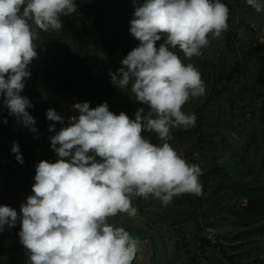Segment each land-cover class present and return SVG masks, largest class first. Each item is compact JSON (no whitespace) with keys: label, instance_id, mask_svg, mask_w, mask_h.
Instances as JSON below:
<instances>
[{"label":"clouds","instance_id":"obj_1","mask_svg":"<svg viewBox=\"0 0 264 264\" xmlns=\"http://www.w3.org/2000/svg\"><path fill=\"white\" fill-rule=\"evenodd\" d=\"M264 12V0H246ZM77 11L74 0H0V103L22 127L37 131L33 107L22 95L29 65L37 57L39 32L59 31L61 16ZM229 9L221 0H143L129 21V33L138 41L120 61L111 82L121 90L131 86L135 100L147 106L135 118L111 112L106 103L95 108L75 103L78 116L50 137L55 162L35 165L33 195L19 213L0 205V232L20 224V243L28 264H132L139 241L109 217L137 215L135 197L152 196L167 206L174 196L202 195L197 164L187 162L168 143L171 129L190 127L195 114L182 111L193 98L206 94L201 73L184 63L173 50L190 60L201 55L209 34L219 37L228 30ZM163 39L157 47V42ZM46 118L64 124L54 109ZM0 123L7 124L6 117ZM55 131V124L49 125ZM155 133L152 143L143 133ZM11 152L23 163L19 146Z\"/></svg>","mask_w":264,"mask_h":264},{"label":"trees","instance_id":"obj_2","mask_svg":"<svg viewBox=\"0 0 264 264\" xmlns=\"http://www.w3.org/2000/svg\"><path fill=\"white\" fill-rule=\"evenodd\" d=\"M74 2L77 5V11L68 16H61L62 28L59 31L39 32V39L35 41L37 43V57L29 65L31 76L26 79L25 88L21 93L28 97L33 105L27 111L35 118V127H42L41 129H43L40 137L44 144L36 143L35 147L38 146V148H51L50 137L47 135L49 132L48 128L51 124H55V128L57 127L56 122L48 120L39 110L41 94L51 92V83L48 82V79H52L55 86L69 98L74 96L81 103L89 102L92 108L97 107L101 103L108 105V99H112L117 95L118 87L111 82V77L106 72V69L116 72L121 67L119 66L120 61L130 51L128 46H124L120 40L121 35L124 34L127 37L129 44L133 48L138 45V41L130 35L128 31L130 25L126 24L121 11L118 10L123 18L114 23L112 30L108 32L107 26L112 23V20H107L106 13L99 8L96 0H74ZM120 2L124 3V0H120ZM222 3L227 5L230 18L232 9L229 1L223 0ZM235 42L236 33L227 32L222 41L223 47L215 48L216 51L206 54L210 56V60H202L198 56H193L190 59L192 63H196L200 67H206L207 62L210 66L207 71V78L203 80L207 88L206 95L195 98L196 106L193 103L190 105V112L197 115L194 126L180 131L175 127L172 128L173 139L168 141V143H171L196 137V141L191 146V151L185 156V160L194 164H197L198 161L208 164L207 168L204 166L200 167L202 175L199 180H204L202 195L207 191L209 196L207 194L197 196L188 193L179 200L181 201L179 204H184L186 201L191 205V208H195L196 212H191L189 218L194 217L195 213L197 214V210H205V214L197 218H207L208 214L214 211V221L218 224L229 222L228 215L232 214L236 216V225L241 224L246 228L249 227L246 231L245 228H240L236 234L225 239L230 242L241 240L240 244L236 246L226 247L228 252L222 244L210 242L205 237H195L196 240H199V247H206V249L212 251L217 250L228 264H237V261L234 262L233 260L235 257L234 250H239V248L248 249L249 251L247 252L237 254V258H242L245 253L248 254L251 250H254L253 246H258V243L254 241L243 239L241 237L242 234L249 237L250 234L255 236V234L259 232L261 234L264 231V210H261L262 206L251 205V207H246L240 202L239 208L235 209V206L229 205V198L226 199L223 196L221 200L219 197L222 194L221 191L224 192L226 190L230 191L227 192L229 195L235 196V198L238 197L234 194H239L238 186H241L245 178L260 176V173L264 172V153L259 157L258 162L254 164L255 167L247 164L248 152H257L260 148L264 151V60L260 58V52L264 53V44L257 41L253 44V48L248 51L249 53L246 54L245 50L238 51L235 49ZM160 43V41L157 42V47ZM46 53H51L52 55L46 67H42L41 64L45 61L44 56ZM177 53L181 54L182 52L178 49ZM238 53H245L242 61L238 62L236 60L234 64L219 67L227 56L233 55L234 58H238ZM200 56H204V53H201ZM253 57H256V63L249 65ZM253 68L257 73L256 83L247 85L248 74ZM44 77L46 82L42 81ZM232 96L240 98L241 102L249 106L247 114L240 111L236 112L238 109L236 107H239V104H235ZM256 103H259V105ZM137 104V109L144 107L145 111H147V106L139 102ZM258 106L259 108H256ZM182 110L184 109L182 108ZM257 110L259 112L256 114ZM0 117H6L8 120L7 124L0 123V205L10 206L17 211L20 206L18 204L19 192L16 179L24 178V182L33 184L35 182V165H32L28 157L24 155H22L23 163H18L15 159V154L10 155L8 153L5 142L1 138L11 136L13 139L20 132L22 133L28 129L19 125L13 117L8 116L7 109L2 107V103H0ZM255 118L258 121L256 123L252 122ZM258 126H261V130H257ZM60 128L58 126L57 130ZM203 130H208V134L202 136L201 131ZM31 134L30 139H33L32 142L35 141L34 139H39V134L33 132ZM143 135L152 143H160L155 133L145 132ZM258 136L260 138L259 145H257ZM214 139L218 140L221 147L229 148L231 154L237 152V161L230 162L228 166H223L218 164L219 160L216 161V155L209 156V153L201 152L205 144H215ZM6 155L12 157L11 160L6 161ZM229 171H236V175L239 176L238 180L229 178ZM214 186H216L215 189ZM134 199L137 201L139 210L144 213L139 197ZM201 220L196 219L197 231ZM139 223H141L140 230L144 239L147 236V232L153 235L143 245V253L147 255V258L153 260L154 254L156 255V251L161 248L157 245V240L163 242L164 234H162L161 228L156 222L151 224L146 222ZM152 225H154V232L148 231L149 228H147ZM2 240L4 241V236H0V242ZM168 240V242L172 241L171 236L168 237ZM182 240L183 238L174 240V244L177 246L183 242ZM248 245L250 246L249 248H247ZM261 246L264 250V245ZM202 253L204 254V252ZM261 253L264 254V251H258L254 255L252 264H264L262 259L264 257L261 256ZM22 256L28 257V253L23 252L18 256H12L10 250H6L0 243V264L16 263L18 258L20 259Z\"/></svg>","mask_w":264,"mask_h":264},{"label":"rangeland","instance_id":"obj_3","mask_svg":"<svg viewBox=\"0 0 264 264\" xmlns=\"http://www.w3.org/2000/svg\"><path fill=\"white\" fill-rule=\"evenodd\" d=\"M96 1L97 4L99 5V8H101L104 11V13H106L107 20H112V23L107 26L108 32L112 30V25L114 23L118 22L120 18H123L119 14V11H121V13L124 15L126 24L129 25V21L133 18L135 7L140 6L143 3V0H124V3L120 2V0H96ZM227 1H229L232 9L228 21V25H229L228 30L223 32L217 38H213L212 35L209 34L208 37L210 41L209 44L201 49V53H204V56H200V55L198 56L201 57L202 60H210L209 59L210 56L206 54H208L209 52L213 53L214 51H216L215 48L223 47L222 41L227 32L236 33V42L234 45L235 49L238 51L245 50L246 54L249 53L248 51L253 48V44L256 43L257 41L261 44H264V12H259V13L256 12L255 9H253L251 6H249L246 3V0H227ZM221 2H223V0H221ZM120 40L123 42L124 46H128L129 50L133 49V46L129 44V40L124 34L121 35ZM160 42L163 43V39H161ZM173 50L177 53L178 48ZM244 54L238 53L237 56L238 58H234L233 55L227 56L226 59H223L222 65H219V67L227 66L228 64H234L236 60H238V62L242 61ZM51 55H52L51 53L45 54L44 56L45 61L42 62L41 64L42 67H46V64L49 61ZM178 55L184 61V63H192V61L186 59L182 53ZM260 58L261 60H264L263 52H260ZM256 60H257L256 57H253L249 65L255 64ZM207 63H206V67L205 66L200 67L196 63H192L201 73V77L203 80L207 78L206 76L207 71L210 68L209 64ZM119 66H121V64ZM110 71H111L110 69H106V72L108 74ZM256 78H257V73L253 68L250 71V74H248L247 85L256 83ZM42 81L46 82V78L44 77ZM48 82L51 83L50 84L51 92L48 94L46 93L41 94L39 110L42 113V115L46 116L47 109L50 108L54 109L59 115L64 117L65 120L64 124L56 122L57 127L58 126L65 127L67 126L68 117L79 115L78 110L73 109L72 105L81 102L74 96L72 98H69L66 94L62 93L58 89V87L55 86V83L53 82L52 79L50 80L48 79ZM130 88H131L130 85L126 90H121L118 88L117 95L112 99H108V105L110 111L113 112L114 114L118 115L121 111H123L129 116V118L134 119L138 104L137 101L135 100V97L131 94ZM232 98L235 104H239V107L238 106L236 107V109L238 108L236 112L240 111L247 114L249 106H247V104H245L244 102H241L240 98L238 99L235 96H232ZM195 102H196L195 98H193L192 101L189 100L182 107L184 109L182 111L188 114H192L189 109L192 103L193 105L196 106L197 103ZM256 104L259 105V103ZM256 108H259V106ZM258 112L259 111L257 110L256 114ZM252 122L254 123L258 122L257 118H255ZM57 127L55 128V131H49L47 133L48 137H52L53 135L56 134V132L59 131L57 130ZM41 128L36 127L37 131L35 133L39 134L38 136L39 139H34L35 143L32 142L33 139H30L32 134L29 130H24L22 133L20 132L13 139L11 136L1 137L2 140L5 142L8 153L10 155L13 154L11 152V148L13 142H15L19 146L20 154L28 157L32 165H36L41 160L55 162L56 155L52 150V148H44V147L38 148V146L35 147L37 144H44L40 137V134L43 130ZM175 128L178 131L186 129L184 127H175ZM257 130H261V126H258ZM201 132H202V136L204 134H208V130H203ZM195 141H196V137H191L189 139L177 140L175 142H171L170 145L177 151V153L180 156L186 159L185 156L191 151V146L195 143ZM214 141L216 143L213 145L205 144L201 152L205 151L209 153V156L216 155L217 157L216 161L219 160L218 161L219 165L228 166L230 162L237 161V152L231 154L229 148L221 147L217 139L216 140L214 139ZM259 141L260 138L258 136L257 145H259ZM45 150L47 151L43 152ZM263 153L264 151L262 148L257 150V152H252V151L248 152L247 164L249 166L255 167L254 164L258 162L259 157ZM6 156H5L6 161L11 160L12 157L8 155ZM194 158H196V156H194ZM255 158L256 160H254ZM197 165L199 167L201 166L206 167L208 164L198 161ZM258 172L260 173V171ZM236 173H237L236 171L234 172L229 171L228 177L234 180H238L237 178L239 176L236 175ZM260 174H261L260 176L258 175L251 176L243 180L241 186L240 185L238 186L239 194H234L238 197L235 198V196L229 195L227 192L230 191L228 190L224 192L221 191L222 194L219 197L221 198V200L223 196L226 199L229 198L230 199L228 201L229 205L235 206L236 207L235 209L239 208L238 206L239 203L241 202V204H244L246 207L247 206L251 207V205L262 206L261 210H264V172ZM31 179H33V177H31ZM24 180H25L24 178L16 179V183L18 184L17 188L19 192L18 195L19 206H21L23 203H26V199L28 196L33 195L32 185L34 183L29 184L27 182H24ZM200 182L201 184H203L204 180H201ZM215 188L216 186H214V189ZM214 189L212 190L214 191ZM208 193L209 192L206 191L204 194L205 195L207 194V196H209ZM187 194L188 193L174 196L172 202L167 206L163 205L159 199L154 198L152 196H149L148 198L139 197L140 205H142L144 213H142L139 210L140 208L137 205V201L133 198L132 204L137 209V215L134 218H130L125 213H118L116 216L108 218V222L110 224H112L115 227L124 228L126 231L130 233V235L133 238H136L139 241V251L135 259L133 260L132 264H210V263L218 264V262H220L219 264H228L227 261L223 258L222 254L220 252H217V250L212 251L210 249H206V247H199L200 246L199 240H196L195 237L198 238L205 237L206 239H209L210 242L222 244L225 247L224 249L227 250L231 246H236L237 244H240L241 240L237 242H230V241H226L225 239L236 234V232H238V229L245 228L246 231L249 229V227L246 228L241 224L236 225L235 224L236 216H233L232 214L228 215L229 222H221V224H218L216 221H214V214H215L214 211H211L213 214L209 213L207 218L205 217L197 218L205 214V210H201V211L197 210V214L195 213L194 217L192 216L189 218L191 212H196L195 208H191V205L186 201L184 202V204H179L181 202L179 200L182 198V196ZM204 194L200 196H204ZM243 195L245 196L243 197ZM19 210L17 209V213H19ZM196 219H202L201 223L198 224L199 225L198 231H197V224H195ZM139 222H146L149 224H151L152 222H156V224L159 225V228H161L160 230L162 234H164V238H163L164 243L161 242L160 240H157V245L161 248L158 251H156V255L154 254L155 257L153 260L147 258V255L143 253L144 252L143 245L147 242V240L152 238L153 235L147 232V236L144 239L143 238L144 236H142V231L140 230L141 223ZM147 228H149L148 231L154 232L153 230L154 225ZM19 231H20V224L19 222H17L15 227L11 229L5 228L3 232H0V236H4V241L2 240L0 242L1 245L6 250H10V254H12V256H18L20 253L23 252L28 253L27 250L24 248V246L20 243V239L18 236ZM169 236H171L172 239V241L170 242H168ZM241 237L248 241H254L255 243H258L259 247L253 246L254 250H251L250 253L248 254L245 253V255L242 258H237L238 257L237 254L241 252H247L249 250L245 248L244 249L239 248V250H234L233 253H235V257L233 258V260L234 262L237 261V264H252L254 255L258 251H264L262 246L260 247V245H264V231H262L261 234L260 232L255 234V236L254 235L251 236L250 234L249 237H246V235L242 234ZM182 238H183L182 240L183 242L179 243L176 246L174 244L175 243L174 240H179ZM249 247L250 246L248 245L247 248ZM256 248L257 250H255ZM202 252H204V254ZM261 256L264 257V254L261 253ZM262 259L264 263V258ZM12 264H28V257L22 256L20 257V259L18 258V262Z\"/></svg>","mask_w":264,"mask_h":264}]
</instances>
